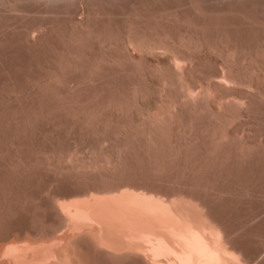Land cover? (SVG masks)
I'll return each instance as SVG.
<instances>
[{
  "label": "bare ground",
  "instance_id": "6f19581e",
  "mask_svg": "<svg viewBox=\"0 0 264 264\" xmlns=\"http://www.w3.org/2000/svg\"><path fill=\"white\" fill-rule=\"evenodd\" d=\"M0 264H264V0H0Z\"/></svg>",
  "mask_w": 264,
  "mask_h": 264
}]
</instances>
